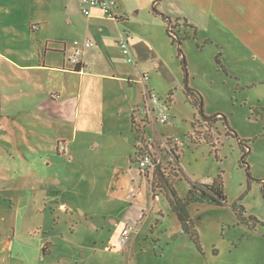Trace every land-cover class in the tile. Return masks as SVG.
<instances>
[{
	"label": "rangeland",
	"instance_id": "1",
	"mask_svg": "<svg viewBox=\"0 0 264 264\" xmlns=\"http://www.w3.org/2000/svg\"><path fill=\"white\" fill-rule=\"evenodd\" d=\"M40 1L0 0V264H264V4L249 3L232 24L229 10L218 20L195 5L164 3L159 10L175 16L170 38V25L153 14L156 0H122V7L117 0L115 22L85 17L81 0L57 12L38 10ZM100 28L110 38L98 48L130 83L61 72L58 52L47 53L46 65L59 69L33 67L46 41L84 47ZM123 33L138 46L133 65L111 39ZM8 55L30 65L18 67ZM186 89L217 119H201ZM49 90L79 97L78 116L73 106L64 118L51 110L30 120ZM147 90L169 109V121H145L136 134L143 117L133 130L130 108L144 106ZM140 145L158 163L153 172L140 171ZM218 177L227 203L189 208L199 251L163 188L174 184L184 199L192 185ZM127 224L137 230L124 238Z\"/></svg>",
	"mask_w": 264,
	"mask_h": 264
},
{
	"label": "crops",
	"instance_id": "2",
	"mask_svg": "<svg viewBox=\"0 0 264 264\" xmlns=\"http://www.w3.org/2000/svg\"><path fill=\"white\" fill-rule=\"evenodd\" d=\"M29 1L31 2L32 0H29ZM27 2H28V0H25V3H27ZM70 2H71V0H41L40 3H39V6L37 7V9L38 10H49L50 12H53L54 10H56V8H58L61 5L60 6V11H61V9H64V10L67 11V7H68V5H70ZM119 2H120L121 7H122V0H119ZM171 2L172 3H177L178 5H176V6H179L180 8L188 10V11H193V9H191L190 7H187L186 5H189V6L195 5L196 6L195 8L198 9L199 11H204L205 13H211V14L214 15V17H217L218 20H221L219 18L227 17L226 14L224 13L226 10H229V12H230V14L228 15L229 20L230 19H238L239 20L240 16H244V15H246L249 12V6H248L249 3L255 4L254 7H255L256 10L259 7V4L260 5L262 3L264 4V0H252V2H250V0L249 1H247V0H170V1L169 0H160V1L157 2V4L155 3L156 5L153 3V6L155 5L157 10H159L158 7H160V5L163 6L164 3H166L169 7H171ZM57 11H59V10L57 9L55 12H57ZM159 11L161 13L167 15L169 18L175 17L172 13L170 14L169 11H165V12H163L161 10H159ZM121 12H122V10H120L119 8L118 9L116 8L115 13L119 17H121L120 16ZM175 13H177V12H175ZM179 17H181V16H179ZM89 18H91V19H93V18L110 19V18H107L106 16H104V14L99 9H94L93 12H92V16L89 17ZM110 20L115 22L114 19H110ZM230 21H231L232 24L236 23L233 20H230ZM34 26H35V24H29L28 29H29V33H30V31H32L31 34L35 35L37 30L34 29ZM40 29H42V27H39L38 30H40ZM169 29H170V26H169ZM236 32H240V31H238L236 29ZM242 32H246V30H243ZM107 35H108V33L103 28H100L97 32H93V33L90 32V36H89L90 38L88 37V41H91L94 45L92 47H90V48H83L82 49L83 50V54H82V57H81L82 61H81L80 64H77V65H74L70 61V58L73 55V51L72 50H73L74 47H83V46H78V44L76 43L75 45H72V46L69 47L65 43H59L58 44L59 46L56 45V48H53V47L50 48L51 45L49 43L50 41L48 40V41L45 42L46 44H45V47H44L43 51H41L38 47L36 48L37 52H38L37 54H38L39 63L37 61L36 64H32V65H34L33 67H37L39 70H42V71H44V70L48 71V69L57 70L59 68L48 67V65H46V55H47L48 52H53V53L54 52H58V53L62 54L63 58H64L63 67L59 70L61 72L69 73L70 75L77 74V75H81L83 77L100 76V77H104V78H107V79L113 78L115 80L117 78H120L121 80L128 81L130 83L131 82V77L130 78H126V77H123L121 75H118V74H120V71L118 70V67L116 66L115 62H113L109 58L104 57L102 55V50L98 48L99 44L103 45L104 41L106 39L110 38V36H107ZM121 36L123 38L124 37V33ZM121 36L119 37V35H118L116 40L114 39V37H111V39H113L114 43L119 46V42L122 39ZM40 44H42V43H40ZM129 44H130L131 50L134 49V52H137L138 46L132 44V35H130V34H129ZM119 48H120V46H119ZM120 50H121V48H120ZM121 54H122V52H121ZM122 56H123V54H122ZM123 58H124V61H125V57L124 56H123ZM7 59L14 60L15 62L13 61V63L16 66H18V67H24V66L30 65L29 63H25L23 60L16 59L15 57H13V55H8ZM125 64H132V63L125 62ZM69 92H72V91H69ZM147 92H151V91L147 90ZM46 93L47 94H45L43 101L39 104V106L37 108L38 110L41 109V111H45L46 110V113L43 114L41 111H39V113H37L36 116L34 117L33 113L31 112L30 115H29L30 120L41 121V120L44 119V116H46V118L49 116L48 114H49V112H51V110H52L53 113H59L60 117L64 118L66 115H69V111H70V109H73V106H74L73 117L78 116V114H79V101H78V99H80L79 97H77V99L69 100L71 95H67L66 93L62 95L63 92L61 90H56V91L49 90ZM50 94H57L58 96H60V99L58 101L53 102V100H51L49 98ZM146 94L144 95V106L147 105V98L145 97ZM67 96H69V98ZM9 100H10V96L4 95V101H3V104H2V110L4 109L3 106L6 103H8ZM143 107H140L139 105H136L135 107H131L130 108L131 111L133 110L132 111V127H133V117H134V120H135V115L136 116L138 115L137 111L142 109ZM151 107L157 109L156 112H154L152 114L154 117H155V114H157V112H159L161 114V109H158L154 105H152ZM167 111H169V109H167ZM135 112H136V114H135ZM35 113H34V115H35ZM14 119H15V117L12 116V115H9L8 118H7V120H9L11 122H13ZM156 120L152 119V121L150 122L149 126L150 125L152 126L153 123L160 122L159 120L158 121H156ZM167 123L168 122L161 123V124H167ZM133 130H134V128H133ZM131 132L134 135V132L133 131H131ZM135 133H136V131H135ZM166 141H167V139L165 140V143H164L165 147H166V144H167ZM136 142H137V139H136ZM136 145H138V143L137 144L135 143V146ZM135 149L137 151V148H135ZM154 170H151V172H153ZM140 171L138 172L139 176H137V180L139 182H141V180L143 178L141 176V172ZM146 179L148 180V185H149L150 189L153 192V189H152L153 187L150 185L149 179L148 178H146ZM139 188L140 187H134L132 189L133 190V194L132 195H134V194L137 195L138 192H139ZM155 193H152V196L154 195L153 196L154 200L156 199V196L158 195V194L156 195ZM162 217H164V216H162ZM112 223L115 224V225L117 224L116 220H112ZM126 226H128V224L123 226V228L121 230V235H122V232H123V230H124V228ZM136 230L137 229L135 228V230L133 232H135ZM114 248H117V247H114ZM118 248H120V247H118ZM46 250H47V247H46ZM121 250H123V248Z\"/></svg>",
	"mask_w": 264,
	"mask_h": 264
},
{
	"label": "trees",
	"instance_id": "3",
	"mask_svg": "<svg viewBox=\"0 0 264 264\" xmlns=\"http://www.w3.org/2000/svg\"><path fill=\"white\" fill-rule=\"evenodd\" d=\"M155 3L156 2H154V4ZM155 5L153 7V14L161 17L165 23L170 25V23H172L171 18H169L167 15L157 10ZM167 34L170 38H172L169 30L167 31ZM220 54L221 53H219V55ZM219 55L216 58H218ZM186 83H187V80H186ZM186 93H187V97L193 100L192 101L193 104L195 106L200 107L199 113H200L201 119L205 120L206 122H212L213 120L217 119L216 117H207L205 115L204 110H203V98L201 95H196L194 91L190 89L189 90L186 89ZM134 124L135 122H134V117H133V128H134ZM135 131L138 134L137 127L135 128ZM207 142H209L211 145L213 144V142H210V141H207ZM246 155L247 154L243 156L242 158L243 161L246 160L245 159ZM244 162L246 163V161ZM173 185L174 184H172L171 188H169L168 190L163 188L164 189L163 192L165 193V196L168 199V202L170 204V207L173 213L176 214V216L179 219V222L181 223L183 233L188 234L191 237L195 246L198 248V250L202 251L200 237L198 236V233L195 229V221L192 218L191 213L189 212V208L191 207V205L203 204V203L214 204L217 206H223L224 204H226L227 196L225 193V186H224L223 179L222 177H218L217 179L213 181L212 184H201L199 187L196 184L192 185V189L189 191L187 197L184 199H181L177 195L176 190ZM154 191L155 190L153 189V192ZM237 214L245 220V218L242 216L243 212L241 210L240 212L237 211ZM249 220L254 222L255 219L253 217H250Z\"/></svg>",
	"mask_w": 264,
	"mask_h": 264
},
{
	"label": "built area",
	"instance_id": "4",
	"mask_svg": "<svg viewBox=\"0 0 264 264\" xmlns=\"http://www.w3.org/2000/svg\"><path fill=\"white\" fill-rule=\"evenodd\" d=\"M83 4L82 13L85 17H91L92 12L94 9H99L104 16L110 19L117 20V15L115 13V10L118 6L117 0H81ZM172 25H170V32H171ZM94 44L91 41H87L83 48H90ZM119 46L121 48V52L123 56L125 57V62L127 63H135L134 56L132 54V50L130 48L129 44V34L124 33V37L120 40ZM83 48L80 47H74L73 48V55L70 58V61L74 64H80L82 61V54H83ZM147 105H145L142 109L138 110V115H135V120L137 122L138 117H143V120L141 123H136V127L138 130V124H145V121L157 119L152 114L156 112L157 109L152 108L151 106L154 105L158 109H161V117L159 121L161 123H166L169 120V116L167 114V109L164 104L156 97L152 92H147ZM136 114V112H135ZM158 120V119H157ZM139 131V130H138ZM168 144H166V147ZM140 149H137V154L135 156L136 161L139 165V168L141 171H151L154 170L157 166V161L153 158L152 155H150L148 152L143 150V146L140 145ZM135 230V227L133 225H128L124 228L122 232V236L124 238H127L130 236V234Z\"/></svg>",
	"mask_w": 264,
	"mask_h": 264
},
{
	"label": "water",
	"instance_id": "5",
	"mask_svg": "<svg viewBox=\"0 0 264 264\" xmlns=\"http://www.w3.org/2000/svg\"><path fill=\"white\" fill-rule=\"evenodd\" d=\"M158 1V0H157ZM171 25V24H170Z\"/></svg>",
	"mask_w": 264,
	"mask_h": 264
}]
</instances>
